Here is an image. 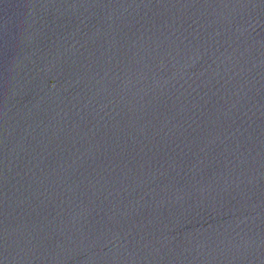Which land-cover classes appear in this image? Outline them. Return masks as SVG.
I'll use <instances>...</instances> for the list:
<instances>
[{"label":"water","instance_id":"obj_1","mask_svg":"<svg viewBox=\"0 0 264 264\" xmlns=\"http://www.w3.org/2000/svg\"><path fill=\"white\" fill-rule=\"evenodd\" d=\"M0 264H264V0H0Z\"/></svg>","mask_w":264,"mask_h":264}]
</instances>
